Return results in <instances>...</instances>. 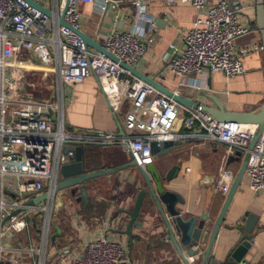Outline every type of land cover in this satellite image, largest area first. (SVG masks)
Returning a JSON list of instances; mask_svg holds the SVG:
<instances>
[{"label": "built area", "instance_id": "obj_1", "mask_svg": "<svg viewBox=\"0 0 264 264\" xmlns=\"http://www.w3.org/2000/svg\"><path fill=\"white\" fill-rule=\"evenodd\" d=\"M33 1L48 8L52 17L25 0H0V264H22V251H37L32 245L23 250L12 242L16 233L30 226L34 215L41 214L40 239L46 242L59 167L74 158L75 146L115 145L128 154L134 166L143 167L153 161L152 142L180 137L212 139L224 143L227 152H248L244 171L248 186L254 193L264 190V129L248 150L255 125L217 122L200 107L180 105L103 53L86 47L77 33L58 22L65 7L64 21L81 30L80 4H92L105 13L116 0ZM175 1L164 0L168 6ZM180 1L190 3L197 15L183 35L181 47L170 44L169 70L180 79L179 84L188 85L191 75L205 69L219 71L227 79L242 74V59L252 48H237L235 43L249 31L241 17V0ZM132 3L131 26L111 28L97 36L117 59L139 69L146 52L142 37L146 27L151 29L152 19L145 16L143 4L137 0ZM24 53L36 56L40 67L56 75L58 89L62 84L95 77L111 113L119 114L126 107L121 117L123 131L66 130L59 100H38L23 90L25 74L36 67L19 59ZM180 117L187 133L172 131ZM232 180V172L220 168L215 189L225 195ZM45 192V202L24 208L1 225L24 201ZM114 219L118 224L119 219ZM113 227L107 224L103 233L89 239L80 251L74 253L64 245L32 264H133L124 240L107 235ZM191 250L194 254L185 256L187 264H195L200 254L197 244H192Z\"/></svg>", "mask_w": 264, "mask_h": 264}, {"label": "crops", "instance_id": "obj_2", "mask_svg": "<svg viewBox=\"0 0 264 264\" xmlns=\"http://www.w3.org/2000/svg\"><path fill=\"white\" fill-rule=\"evenodd\" d=\"M137 1L144 5L145 16L152 19L151 29L146 27L142 37L146 52L139 70L167 89L202 104L212 106L214 103L210 97L212 95L229 111L248 112L259 108L264 101V55L261 33L254 26L255 0H241L244 4L241 17L248 24L249 31L238 37L235 43L237 48H252L242 59L243 73L227 79L219 71L205 69L198 75H191L188 78V85H180V79L169 70L170 44L175 43L181 47L183 35L196 18V9L190 3L180 0L171 6L164 0ZM132 2L133 0H116L110 3L105 13H100L92 4H80L81 31L102 43L97 36L99 33L107 32L111 28L125 29L134 23L135 10ZM140 24L146 26L142 22ZM19 59L25 62L28 60L36 66L27 72L36 70L37 82L52 77L54 90L50 94L52 96L50 100H59L66 130L114 133L123 131L121 117L126 107H123L119 114L111 113L95 77H87L73 85L62 84L58 89L56 75L40 67L36 56L24 53ZM29 78L34 81L33 75ZM22 87L25 93H30L33 98H39L36 93L34 95L29 91L26 80L22 82ZM48 97L45 99L48 100ZM172 131L179 134L189 131L184 126L182 117L175 122ZM172 141L174 142L172 148L166 153L160 151L162 155L152 157V163L154 162L162 171L176 166L175 176L166 186L183 198V203L174 204L182 215L199 218L202 214H207L209 221L206 228L202 230L199 240L193 242L199 245L201 255L206 248L211 225L226 197V194L215 189L218 172L220 168L225 167L232 172L234 178L240 168L241 158L236 151L227 152L224 143L212 139L180 137ZM112 147L115 145L82 146L86 171L116 170L84 181L74 194L68 189L57 191L54 197L58 192L64 194V191H68L66 193L68 199L63 201L66 203L62 217L59 219L57 216L54 217L59 225L65 222L67 231L60 232L59 227L53 229L51 221L46 242L40 239V229L27 235V241L21 240L25 231L16 233L12 238L14 245L24 248L23 250L32 245L37 250L31 254H24L26 252L22 251V264H32L38 258L48 256L56 251L57 246L66 245L74 253L80 251L89 239L100 236L107 224L114 226L107 235L124 240L133 264H181V256L169 239L164 218L149 196L144 199L138 216L140 227L132 228L134 234L132 243L126 234L117 232L125 228L129 218L122 210L131 209L135 195L144 184L139 172L130 167L129 162L116 168L106 165L103 151ZM80 187L85 190V198L81 195ZM5 194L7 195V192ZM88 200L102 206L103 211H96L95 208L94 213L83 217L82 203L86 204ZM161 206L170 221L165 205L161 203ZM114 218L119 219L118 224ZM173 232L178 240L179 234L174 229ZM245 236L249 238L250 244L242 254L240 264H264V190L254 193L249 188L244 174L214 239L212 255L219 261L224 260ZM54 242H58V245H54ZM180 249L183 255L187 254L186 248ZM199 261L197 256L195 263L198 264Z\"/></svg>", "mask_w": 264, "mask_h": 264}, {"label": "water", "instance_id": "obj_3", "mask_svg": "<svg viewBox=\"0 0 264 264\" xmlns=\"http://www.w3.org/2000/svg\"><path fill=\"white\" fill-rule=\"evenodd\" d=\"M25 1H27L30 6L44 13L47 17H52L51 11L45 6L33 0ZM64 12L65 7L61 13V16L59 17V24L68 27L75 33H77L81 37L86 47L93 48L94 50L103 53L112 61L118 63L121 67L128 70L131 74L152 85L154 88H156L158 91L165 94L166 96L171 97L180 105L193 108L200 107V109L209 114L210 119L215 120L217 122H236L240 124L255 125L256 131L249 143L248 150L252 148L256 139L262 134L264 129V101L257 110L248 112H234L226 110L221 101L212 95H210L211 99L214 102L212 106L202 104L200 102L193 101L192 99L184 97L170 89H167L158 81L143 73L141 70L136 69L123 61H120L109 51H107L103 47V45H101V43H99L92 37L86 35L81 30L72 28L68 23L64 21ZM254 26H256V28L261 33L262 49L264 55V0H255ZM251 27H253V25ZM173 144V141L152 142L150 145L151 154L153 155V157H160V155H162L160 151H163V153L168 152L172 148ZM72 149L75 153L74 158L59 167V180L55 186V192L63 189H68L71 194H74L78 189V186L84 181L99 176L101 174L110 173L116 170L101 169L98 171L88 172L84 167V155L82 147L75 146ZM235 153L238 155L239 158H241V165L229 186L225 200L218 212V215L216 216L211 225L206 248L204 249V252L201 255H198L200 259L198 264H240V260L242 258L241 256L250 244L249 238L247 236L243 237V239L239 241L236 247L222 261L216 259L211 252L214 239L223 222L224 214L228 208V205L240 180L244 175V171L246 168V162L249 153L245 152L243 154L240 151H236ZM128 165L133 166L139 172L144 187L139 188L137 194L134 197L131 209L122 210L129 216V218L127 220L125 228L122 230H117V232L126 234L129 237L130 243H132L134 237V234L132 233V228L140 227L141 222L138 220V216L140 214L144 199L149 196L154 201L160 214L164 218L170 241L174 245L178 254L181 256L182 262L184 264H187L185 256H190L194 254L191 250V245L193 244V242L199 240L202 230L206 228V224L209 221L207 214H202L199 218H197L196 216L185 217L179 210L175 208L174 204L176 202L183 203L184 200L179 194L168 189L166 184L175 176L174 173L176 170V166H171L167 171H162L161 168L158 167L154 162L147 164L143 167L134 166L135 163L133 161L129 162ZM80 192L82 197L85 198L86 194L83 187H80ZM47 199L48 194L45 192L32 199L24 201L20 207H17L3 218V220L1 221V225H4V223L9 220L11 216H14L17 213L21 212L24 208L34 207L40 203L45 202ZM161 203L165 205L166 212L170 216V221L166 218ZM173 229L180 236L178 240L174 235ZM180 247L186 248V255L182 254Z\"/></svg>", "mask_w": 264, "mask_h": 264}, {"label": "trees", "instance_id": "obj_4", "mask_svg": "<svg viewBox=\"0 0 264 264\" xmlns=\"http://www.w3.org/2000/svg\"><path fill=\"white\" fill-rule=\"evenodd\" d=\"M103 153H104V157L106 158V160H105L106 165L110 166L111 168L120 167V166L128 163L129 160H130L128 154L125 153L118 146L112 147V149H110V150L103 151ZM95 208H97L96 211H98V210L101 211V212L103 211V207L102 206H97L95 203H93L90 200H88V202L86 204L82 203V210H81L82 211V216L86 217L87 215H91L92 213H94L93 209H95ZM62 214L63 213L61 212L58 215L60 217H62L61 216ZM35 216L40 217L39 214H37ZM54 217H53V219H51L53 229L59 227L60 232L63 231V230L67 231L66 224H65V222L62 221L63 219H61V222H63V223H61L59 225V224H57V221L54 219ZM40 225H41V220L39 219L37 221L35 218H33L31 220L30 226L25 230V232H24L25 235H24L23 239H21V240L27 241V238H26L27 235H29V234L31 235L34 232V230H36L38 232L39 229H40ZM53 244L57 246L58 242H54ZM59 247H61V246H57V248H59Z\"/></svg>", "mask_w": 264, "mask_h": 264}, {"label": "rangeland", "instance_id": "obj_5", "mask_svg": "<svg viewBox=\"0 0 264 264\" xmlns=\"http://www.w3.org/2000/svg\"><path fill=\"white\" fill-rule=\"evenodd\" d=\"M35 72H36V70H33L32 72H29V73L27 72L28 74L25 77V80L28 84V85L27 84L26 85L30 89L29 91H31L34 95L36 93V96H38L39 98H36V97H34V98H36L38 100H42V99L47 100L45 98L50 96V97H48V101H50V98L52 97L50 94L53 93V90H54L53 85L51 83L52 77L50 76V77L45 78L44 81L37 82L36 81L37 76H36ZM30 73H33V74H30ZM31 75H33L32 79L34 81L30 80V78H29V77H31ZM55 101H57V100L55 99ZM129 166L133 167L131 165H129ZM67 192L68 191H64L63 192L64 194H61V192H58V194L54 197V201L51 205V207H52V209H51L52 210V219L54 216L56 217V215H57V218L59 219L60 216L58 214L61 212L63 213V211L65 209L64 208L65 203H66V202L64 203L63 201L64 200L66 201L68 199V197H67L68 194H66ZM40 216H41V214H40ZM34 217H36L35 219H37V221L39 219L41 220V218H39L38 216L34 215Z\"/></svg>", "mask_w": 264, "mask_h": 264}]
</instances>
